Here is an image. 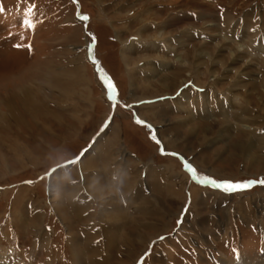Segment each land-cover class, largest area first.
Masks as SVG:
<instances>
[{"label": "rangeland", "instance_id": "rangeland-1", "mask_svg": "<svg viewBox=\"0 0 264 264\" xmlns=\"http://www.w3.org/2000/svg\"><path fill=\"white\" fill-rule=\"evenodd\" d=\"M0 9V264H264V0Z\"/></svg>", "mask_w": 264, "mask_h": 264}, {"label": "snow or ice", "instance_id": "snow-or-ice-1", "mask_svg": "<svg viewBox=\"0 0 264 264\" xmlns=\"http://www.w3.org/2000/svg\"><path fill=\"white\" fill-rule=\"evenodd\" d=\"M2 11V9H0ZM83 20H87L88 17L83 16L81 17ZM102 73V70H101ZM103 76V73H102ZM104 84L107 87L109 99H111L113 102L116 101L117 98V89L114 86L113 82L107 78L106 76H103ZM137 123H142L141 121H137ZM153 140H156L155 135L152 136ZM159 143V141H156ZM161 152L163 154V149H161ZM185 168L187 171H189L193 179L198 181L202 185H211L214 188H222L226 192H236V191H244L248 190L250 187L255 186L257 183L264 185V179H261L260 181H249V182H243V183H233V182H223V183H217L214 179H210L207 176H197L194 169L191 165L185 164Z\"/></svg>", "mask_w": 264, "mask_h": 264}, {"label": "bare ground", "instance_id": "bare-ground-1", "mask_svg": "<svg viewBox=\"0 0 264 264\" xmlns=\"http://www.w3.org/2000/svg\"><path fill=\"white\" fill-rule=\"evenodd\" d=\"M25 86V85H24ZM24 86H22V89H24ZM17 92V91H16ZM22 92H23V90H22ZM24 93V92H23ZM12 94H14V93H12ZM20 94V93H19ZM18 95V94H17ZM25 95H27V97L26 98H24L23 100H22V98H21V101H22V105H24V107H26L27 108V111L29 112V113H32V111H33V94L32 93H28V92H25ZM16 95L14 94V97H15ZM17 97V96H16ZM13 102V101H12ZM25 108V109H26ZM34 114V113H33ZM33 116V115H32ZM2 120V118H1V116H0V128H1V126L2 127H4V125L3 124H6V122H9V121H7L6 119H4V122H2L1 121ZM7 127V126H6ZM9 128L7 127V128H5V130H8ZM10 136V135H9ZM86 163V162H85ZM88 165H90L89 163H88ZM85 165H83V162L81 163V168L83 169V168H88V167H84ZM91 166V165H90ZM83 171V170H82ZM84 172H85V169H84ZM95 173V172H94ZM86 174L87 173H85V174H83V178L80 180V181H84V184L86 185V183H87V181H88V178L86 177ZM89 182V181H88ZM68 183V182H67ZM90 183V182H89ZM89 183L87 184V185H89ZM66 187L69 189L71 186L68 184V185H66ZM80 187V186H79ZM73 188V186L71 187V189ZM89 188L91 189V191L93 192L92 193V195L96 198V199H103L104 197H106V194H107V189L106 190H104V189H97L96 187L94 188L93 186L92 187H86V191H89ZM102 188V187H101ZM79 189V188H78ZM88 189V190H87ZM90 193V192H89ZM102 193V194H101ZM99 195V196H98ZM92 196V197H93ZM98 196V197H97ZM74 198V197H73ZM78 202V201H77ZM85 202V201H84ZM79 203H81V202H79ZM82 204L84 205V207H88L87 205H85L83 202H82ZM114 205H116V204H114ZM121 207H122V205H121ZM76 208V207H75ZM123 208V207H122ZM69 209V208H68Z\"/></svg>", "mask_w": 264, "mask_h": 264}]
</instances>
